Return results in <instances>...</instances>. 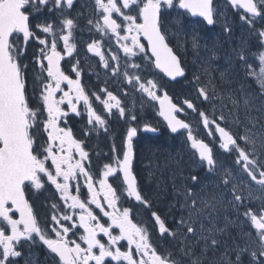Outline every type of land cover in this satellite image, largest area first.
Returning a JSON list of instances; mask_svg holds the SVG:
<instances>
[{
	"label": "snow or ice",
	"instance_id": "snow-or-ice-1",
	"mask_svg": "<svg viewBox=\"0 0 264 264\" xmlns=\"http://www.w3.org/2000/svg\"><path fill=\"white\" fill-rule=\"evenodd\" d=\"M227 4L238 39L216 0H0V264H34L36 248L45 264H264V0ZM161 129L187 160L169 154L148 192L137 140Z\"/></svg>",
	"mask_w": 264,
	"mask_h": 264
},
{
	"label": "flooded vegetation",
	"instance_id": "flooded-vegetation-1",
	"mask_svg": "<svg viewBox=\"0 0 264 264\" xmlns=\"http://www.w3.org/2000/svg\"><path fill=\"white\" fill-rule=\"evenodd\" d=\"M216 3L218 7L225 13H228V19H232L233 23L236 24L238 17L236 16L237 12H242V9H232L228 4L227 0H216ZM219 24V23H218ZM218 24L214 28H205L203 25H200L198 23L192 22L189 25L190 29L196 30V32L201 36H211L219 41L224 40L222 31L218 27ZM238 25H237V34L238 36ZM181 41H183V35L180 37ZM189 39L191 37L189 36ZM32 49L30 48L29 51ZM224 58V57H223ZM223 58L221 59L223 62ZM194 60V57L192 55L188 56L189 66L191 67L192 62ZM84 82L89 88H93V86L96 83L95 76H92L91 79L88 75H85ZM187 86L184 83L181 84H174L170 87V94L174 97L178 98V100H182L184 96L187 94ZM144 118L150 122H155L157 119L155 117L154 112L151 109H147L143 114ZM193 115H186L184 118H186L189 122L193 124V121L191 119ZM86 125V120L81 119H74L73 120V127L75 130H77V135L80 136V129L84 128ZM124 127L122 121H116L113 119L111 121V128L113 130V134H118L121 132L122 128ZM200 138L206 139V134L202 131L201 134H199ZM182 141L183 137L178 138L174 140L171 135L168 134V132L164 129H161V132L158 134L154 133H145L141 132L140 136L137 140V147L139 150V156L136 161V170L139 174V179L141 181L142 186L145 188L148 192H153L156 187V182L163 183L164 181L168 180L170 175V170L167 168V164L169 163V155L167 153L159 154L160 152H156L155 155V149L159 150L160 145L161 146H167V144L173 143L174 146L177 144L178 148L180 149V152L183 154L182 156L184 159H187L186 150L181 151L182 147ZM178 142V143H177ZM88 145V151L92 155V163L95 167L102 166L103 163L106 162V159L103 154L109 153V149L111 146V141L108 137H106L103 133H100L99 135L93 134L91 135L87 141ZM169 146H172L171 144ZM177 150L175 151V153ZM149 172L154 173L155 179L153 177L149 176ZM46 195H51V193H46ZM44 200L41 197L39 200H37L36 203V209L40 214V218L43 220L46 213L47 208L42 207L41 205L44 204ZM125 206H131L129 204H126ZM161 208H163V205H160ZM146 218V214L143 212V210L140 211V214L138 216V219ZM34 261V264L38 262V264H45L44 259V252L40 248H36L32 252V257Z\"/></svg>",
	"mask_w": 264,
	"mask_h": 264
},
{
	"label": "rangeland",
	"instance_id": "rangeland-1",
	"mask_svg": "<svg viewBox=\"0 0 264 264\" xmlns=\"http://www.w3.org/2000/svg\"><path fill=\"white\" fill-rule=\"evenodd\" d=\"M223 13H224V12H223ZM224 15H226V16L228 17V13H227V14L224 13ZM228 20H229L230 22L233 23V20H232V19H228ZM236 25H239V20H237ZM218 27H219L220 30L222 31V29H221V27H220V24H218ZM236 34H237V31H236ZM240 34H241V30L238 28V36H236V39L239 38ZM218 44H219L222 48H230V47L233 46V44H232L231 42L225 44V43H224V40L219 41ZM218 63L221 65V70H228V69H226V68L224 67V66L227 65V63H228L227 57H224V58H223V62H222V60H220ZM215 75H216L217 78H218L219 73L217 72V73H215ZM253 84H254V82H253ZM249 86H252V85H249ZM257 87H258V86H257ZM192 115H193V116L191 117V119H192V121H193V126L195 127L196 122H197V118H196L195 114H192ZM195 130H196L199 134H201L202 131H203L201 128H196ZM170 144H171L172 146H169ZM170 144H167V146H165V147L160 145L159 150H158L157 147H156V149H155V155H156V152H157V153L160 152L159 154H161V155L164 154V153H167L168 155L171 154L172 156H175L177 153H179L180 155H183V154L180 152V149L178 148L177 145L174 146L173 143H170ZM176 150H177V152L175 153ZM225 159H226V158H225ZM186 160H187V159H186ZM226 160H227L228 163H230V161H231L230 159H226Z\"/></svg>",
	"mask_w": 264,
	"mask_h": 264
},
{
	"label": "trees",
	"instance_id": "trees-1",
	"mask_svg": "<svg viewBox=\"0 0 264 264\" xmlns=\"http://www.w3.org/2000/svg\"><path fill=\"white\" fill-rule=\"evenodd\" d=\"M226 159H230L231 160V158H226Z\"/></svg>",
	"mask_w": 264,
	"mask_h": 264
}]
</instances>
